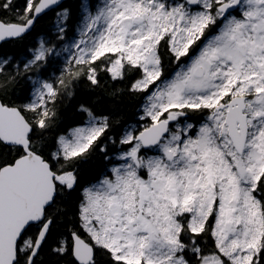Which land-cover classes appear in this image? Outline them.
Segmentation results:
<instances>
[{"label":"snow or ice","instance_id":"obj_1","mask_svg":"<svg viewBox=\"0 0 264 264\" xmlns=\"http://www.w3.org/2000/svg\"><path fill=\"white\" fill-rule=\"evenodd\" d=\"M0 42V264H264V0H0Z\"/></svg>","mask_w":264,"mask_h":264},{"label":"trees","instance_id":"obj_2","mask_svg":"<svg viewBox=\"0 0 264 264\" xmlns=\"http://www.w3.org/2000/svg\"><path fill=\"white\" fill-rule=\"evenodd\" d=\"M76 3V0H70L68 2H66L65 4L68 5H74ZM50 18H46L44 21L41 22V24L38 26V30L40 32L46 31L48 28V21ZM20 45L12 43V42H7L4 43L0 46V56H7V55H15L18 53L19 49H20ZM132 114L131 109H129L128 111H126L124 113L125 118H129ZM72 114L71 112H69L68 114V118L71 119Z\"/></svg>","mask_w":264,"mask_h":264},{"label":"water","instance_id":"obj_3","mask_svg":"<svg viewBox=\"0 0 264 264\" xmlns=\"http://www.w3.org/2000/svg\"><path fill=\"white\" fill-rule=\"evenodd\" d=\"M68 1H70V0H64V3L68 2ZM4 43H7V42H0V46H1L2 44H4Z\"/></svg>","mask_w":264,"mask_h":264}]
</instances>
